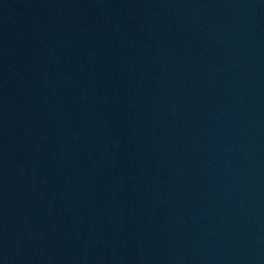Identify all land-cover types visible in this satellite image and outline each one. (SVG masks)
<instances>
[{"label": "water", "instance_id": "1", "mask_svg": "<svg viewBox=\"0 0 264 264\" xmlns=\"http://www.w3.org/2000/svg\"><path fill=\"white\" fill-rule=\"evenodd\" d=\"M0 264H264V0H0Z\"/></svg>", "mask_w": 264, "mask_h": 264}]
</instances>
